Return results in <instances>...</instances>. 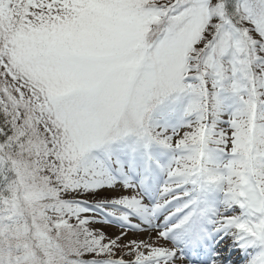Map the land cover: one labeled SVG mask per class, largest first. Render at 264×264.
Wrapping results in <instances>:
<instances>
[{
  "label": "snow or ice",
  "instance_id": "1",
  "mask_svg": "<svg viewBox=\"0 0 264 264\" xmlns=\"http://www.w3.org/2000/svg\"><path fill=\"white\" fill-rule=\"evenodd\" d=\"M0 264H264V0H0Z\"/></svg>",
  "mask_w": 264,
  "mask_h": 264
}]
</instances>
